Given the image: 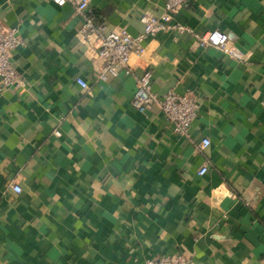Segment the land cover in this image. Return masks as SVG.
Listing matches in <instances>:
<instances>
[{
  "label": "crops",
  "instance_id": "crops-1",
  "mask_svg": "<svg viewBox=\"0 0 264 264\" xmlns=\"http://www.w3.org/2000/svg\"><path fill=\"white\" fill-rule=\"evenodd\" d=\"M90 2L95 25L137 34L141 14L160 15L165 0ZM172 20L190 31L147 36L130 74L101 80L96 35L79 31L70 4L0 0V21L23 40L11 57L23 85L0 82V264L176 253L191 264H264V0H190ZM213 28L243 57L200 45L195 34ZM145 68L158 95L199 100L188 136L156 104L131 105Z\"/></svg>",
  "mask_w": 264,
  "mask_h": 264
},
{
  "label": "built area",
  "instance_id": "built-area-1",
  "mask_svg": "<svg viewBox=\"0 0 264 264\" xmlns=\"http://www.w3.org/2000/svg\"><path fill=\"white\" fill-rule=\"evenodd\" d=\"M57 5L70 4L75 14L81 19L79 31L81 33L95 34L98 40L96 46V58L101 60V66L96 78L106 80L109 75L117 76L120 70L130 74L132 56H141L145 50L143 44L147 36L159 31L178 30L190 31V27L172 20V13L190 0H165L164 10L160 15L143 12L140 20L143 29L137 34L130 33L126 28L105 30L101 25L94 24L95 10L90 0H52ZM200 45H211L222 52L242 58V52L229 38V35L217 28L208 29L200 34H195ZM23 40L18 34L17 27L5 26L0 21V82L3 86L21 87L23 78L17 68L12 64L11 57L15 48L22 44ZM151 71L145 68L136 77V86L131 98V105L139 111H143L150 103L156 104L164 117L171 123L172 130L178 134L188 136V128L192 120L198 115L199 100L189 92H176L168 90L158 95L151 90ZM76 82L83 88L89 84L81 77ZM54 133L59 135L58 130ZM209 138L204 136L197 143L198 149H204L209 145ZM207 171V163H204L197 171L198 176ZM15 193H20L21 188L17 184L10 185ZM144 264H191L189 258L176 253L162 255L156 259L147 260Z\"/></svg>",
  "mask_w": 264,
  "mask_h": 264
}]
</instances>
